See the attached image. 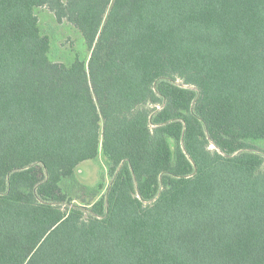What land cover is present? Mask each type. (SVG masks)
<instances>
[{"label": "trees", "instance_id": "16d2710c", "mask_svg": "<svg viewBox=\"0 0 264 264\" xmlns=\"http://www.w3.org/2000/svg\"><path fill=\"white\" fill-rule=\"evenodd\" d=\"M263 140L264 0H0V264H264Z\"/></svg>", "mask_w": 264, "mask_h": 264}, {"label": "rangeland", "instance_id": "374dc122", "mask_svg": "<svg viewBox=\"0 0 264 264\" xmlns=\"http://www.w3.org/2000/svg\"><path fill=\"white\" fill-rule=\"evenodd\" d=\"M36 14L43 34L50 38L49 57L52 61L66 65H71L77 58L88 61L91 49L82 33L72 23L67 20L59 21L48 6L37 8ZM257 144L264 145V140L257 141ZM76 174L79 180L91 189H99L97 200L104 195L111 181L107 160L102 155L96 159L81 162L76 169ZM87 206L90 207V205Z\"/></svg>", "mask_w": 264, "mask_h": 264}]
</instances>
